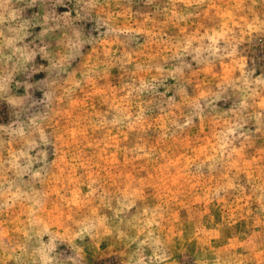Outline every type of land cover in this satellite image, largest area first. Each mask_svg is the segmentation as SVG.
Here are the masks:
<instances>
[{"label":"rangeland","instance_id":"obj_1","mask_svg":"<svg viewBox=\"0 0 264 264\" xmlns=\"http://www.w3.org/2000/svg\"><path fill=\"white\" fill-rule=\"evenodd\" d=\"M0 264H264V0H0Z\"/></svg>","mask_w":264,"mask_h":264}]
</instances>
